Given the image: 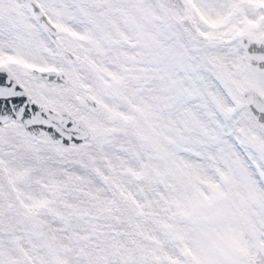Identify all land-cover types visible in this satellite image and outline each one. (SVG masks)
I'll use <instances>...</instances> for the list:
<instances>
[{
  "label": "snow or ice",
  "instance_id": "6c2138e0",
  "mask_svg": "<svg viewBox=\"0 0 264 264\" xmlns=\"http://www.w3.org/2000/svg\"><path fill=\"white\" fill-rule=\"evenodd\" d=\"M0 264H264V0H0Z\"/></svg>",
  "mask_w": 264,
  "mask_h": 264
}]
</instances>
